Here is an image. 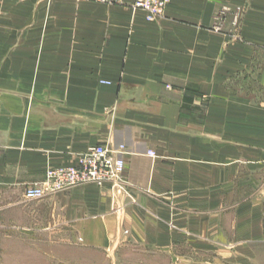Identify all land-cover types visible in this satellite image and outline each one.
I'll return each instance as SVG.
<instances>
[{
  "label": "crops",
  "instance_id": "1",
  "mask_svg": "<svg viewBox=\"0 0 264 264\" xmlns=\"http://www.w3.org/2000/svg\"><path fill=\"white\" fill-rule=\"evenodd\" d=\"M131 1L0 0V213L102 144L121 179L32 201L43 230L112 259L246 251L264 241V0H168L153 21Z\"/></svg>",
  "mask_w": 264,
  "mask_h": 264
},
{
  "label": "rangeland",
  "instance_id": "2",
  "mask_svg": "<svg viewBox=\"0 0 264 264\" xmlns=\"http://www.w3.org/2000/svg\"><path fill=\"white\" fill-rule=\"evenodd\" d=\"M222 19L223 15L219 14L215 24L217 28ZM38 200L23 203L21 209L8 208L0 213V264L168 263L167 258L151 256L150 253L143 255L140 251H122L112 259L104 250L82 248L71 241L67 243L60 233L42 229L40 205L32 202ZM189 261L183 264H264V241L250 242L246 251H239L235 246L224 253L192 256Z\"/></svg>",
  "mask_w": 264,
  "mask_h": 264
},
{
  "label": "built area",
  "instance_id": "3",
  "mask_svg": "<svg viewBox=\"0 0 264 264\" xmlns=\"http://www.w3.org/2000/svg\"><path fill=\"white\" fill-rule=\"evenodd\" d=\"M102 3L122 4L125 0H98ZM131 6L141 9L148 21L162 18L168 6V0H132ZM238 20L235 16L234 23ZM153 154V153H152ZM123 158L113 155L102 144L90 147L82 154L76 165L59 167L47 171L45 184H30L24 190V196L30 200L43 198L47 192L65 191L71 187L93 183L105 184L118 182L125 171Z\"/></svg>",
  "mask_w": 264,
  "mask_h": 264
}]
</instances>
